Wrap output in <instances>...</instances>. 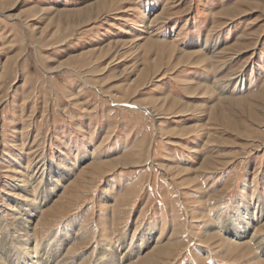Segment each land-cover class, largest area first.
<instances>
[{"label":"rangeland","instance_id":"1","mask_svg":"<svg viewBox=\"0 0 264 264\" xmlns=\"http://www.w3.org/2000/svg\"><path fill=\"white\" fill-rule=\"evenodd\" d=\"M41 197L58 264H264V0H0L5 245Z\"/></svg>","mask_w":264,"mask_h":264},{"label":"bare ground","instance_id":"2","mask_svg":"<svg viewBox=\"0 0 264 264\" xmlns=\"http://www.w3.org/2000/svg\"><path fill=\"white\" fill-rule=\"evenodd\" d=\"M61 178L63 177L61 176L60 179ZM45 201L46 199L41 197L38 203L35 202V200H32L30 205L18 203L16 206L7 208V210L12 213V216L19 215L20 210L21 213L23 212V214L17 218L15 226L18 229V234L11 237L12 244L8 243L7 245H5V242L3 241V227L0 225V264H58L57 262L55 263V260L52 261V258L50 257L52 254L51 252L44 253L42 252L43 250L39 251L38 243H34V245H31L32 230L29 229L28 224L30 223L31 219L41 211V206L45 203ZM245 210L247 211L248 208H246ZM244 214L245 213L241 212L235 213L233 215L234 220L231 227L230 225H225L223 223V225H218V229L220 231L222 230L227 237L231 236L235 237V239H249V242H254V246L260 249V252H262L263 255L264 246L262 245V240H258L255 235H249V228L252 222L258 217L256 216L255 219L250 214L247 216V218H245ZM239 220L243 221L246 225L239 222L237 223V221ZM143 238H145V235H142L140 237V240L142 241ZM13 241L15 244H13ZM145 245L146 244H142L141 246L138 245L139 247L131 253H127L128 251H120L121 253H114L113 250L106 249L101 254L104 257H108L105 260V263L108 262L109 264H123L125 261L135 256V254H139L144 249ZM15 252H17L18 255ZM42 255H45V258H43ZM101 263H103V261H101Z\"/></svg>","mask_w":264,"mask_h":264}]
</instances>
